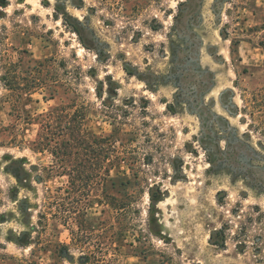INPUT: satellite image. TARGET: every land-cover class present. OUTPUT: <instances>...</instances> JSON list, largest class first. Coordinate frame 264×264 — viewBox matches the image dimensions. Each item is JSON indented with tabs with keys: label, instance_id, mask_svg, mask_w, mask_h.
<instances>
[{
	"label": "rangeland",
	"instance_id": "rangeland-1",
	"mask_svg": "<svg viewBox=\"0 0 264 264\" xmlns=\"http://www.w3.org/2000/svg\"><path fill=\"white\" fill-rule=\"evenodd\" d=\"M55 109L116 145L83 239ZM0 264H264V0H0Z\"/></svg>",
	"mask_w": 264,
	"mask_h": 264
},
{
	"label": "trees",
	"instance_id": "trees-1",
	"mask_svg": "<svg viewBox=\"0 0 264 264\" xmlns=\"http://www.w3.org/2000/svg\"><path fill=\"white\" fill-rule=\"evenodd\" d=\"M80 117L78 114L64 115L58 109L53 110L43 118L44 135H41L40 145L47 142L48 147L52 148L48 151L60 165L59 168L64 170V174L70 177L72 186L68 193L74 191L80 198L82 205L77 210L79 217L75 218L79 230L72 231V234L74 238L83 239L85 235L93 233L86 225L87 209L83 208L87 203L85 200L101 181L110 176L117 157L116 145L108 144L109 139L90 135L83 127L84 118ZM73 155L78 157L74 163L71 160ZM149 194L153 201L159 198L161 191L155 193L151 189Z\"/></svg>",
	"mask_w": 264,
	"mask_h": 264
}]
</instances>
